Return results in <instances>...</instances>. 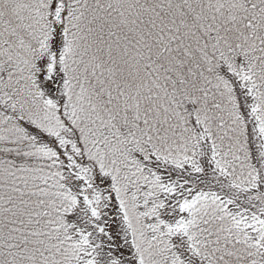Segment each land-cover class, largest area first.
<instances>
[{"label": "snow or ice", "instance_id": "snow-or-ice-1", "mask_svg": "<svg viewBox=\"0 0 264 264\" xmlns=\"http://www.w3.org/2000/svg\"><path fill=\"white\" fill-rule=\"evenodd\" d=\"M0 264H264V0H0Z\"/></svg>", "mask_w": 264, "mask_h": 264}]
</instances>
